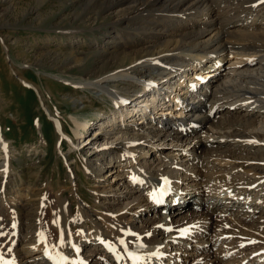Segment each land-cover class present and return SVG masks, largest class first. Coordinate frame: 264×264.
Returning a JSON list of instances; mask_svg holds the SVG:
<instances>
[{
	"label": "bare ground",
	"instance_id": "6f19581e",
	"mask_svg": "<svg viewBox=\"0 0 264 264\" xmlns=\"http://www.w3.org/2000/svg\"><path fill=\"white\" fill-rule=\"evenodd\" d=\"M107 2L109 9L132 4L119 19L125 29L108 33L116 52L132 47L135 53L126 68L95 81L82 77L79 92L99 91L113 109L98 114L101 126L77 150L84 172L111 191L121 184L118 169L128 171V191L102 197L114 201V211L83 198L45 195L42 221L32 233L22 236L24 223L14 222V247L18 241L22 246L12 249L13 258L40 252L36 258L43 264H264V180L237 176L238 166L250 165L255 175L264 171V0ZM70 118L73 137L63 136L73 150L93 121ZM63 146V140L50 143L49 152ZM6 150L1 144L2 187L21 177L10 170ZM155 152L164 159L147 169L141 160ZM72 165L68 177H79L81 166ZM167 180L170 193L163 195ZM192 192L211 203L194 209L184 195ZM158 196L169 209H180L138 218L132 227L127 215L154 210ZM79 221L86 230L76 235L72 226Z\"/></svg>",
	"mask_w": 264,
	"mask_h": 264
},
{
	"label": "rangeland",
	"instance_id": "374dc122",
	"mask_svg": "<svg viewBox=\"0 0 264 264\" xmlns=\"http://www.w3.org/2000/svg\"><path fill=\"white\" fill-rule=\"evenodd\" d=\"M107 5V0H0V145L7 146L5 159L11 162L10 170L21 176L15 181L10 178L6 187L1 186L0 178V264H43L46 261L36 258L40 252L20 254L17 258L12 256V249L22 246V241H18L14 247V222L24 223L22 236L32 233L30 230H35L36 222L42 221L38 218L42 208L40 201L45 195L61 194V197L77 202L83 198L92 205H101L100 202L114 211V201H104L102 197L128 191V171L118 169L115 176H120L123 187L119 190V185L117 190L111 191L109 185L84 172L82 153L77 150L81 149L86 138L94 137L101 126L96 119L98 114L106 113L108 116L112 113V106L101 99L99 91L90 93L89 89H84L79 92L82 77L95 81L111 71L126 68L131 54L135 53L132 47L126 49V54L116 52L108 33L112 27L125 29L124 22L119 19L125 8L132 4L114 9ZM115 21L118 23L116 26L113 25ZM230 60H225V65ZM70 114L93 121L92 128L85 132L84 137L75 140L73 150L68 137L64 139L63 136L65 133L73 137ZM59 124L62 127L59 128ZM58 140L64 141L63 148L57 147L50 153L49 144ZM66 154H71L73 159L66 162ZM163 159L164 155L155 152L141 160V164L149 169ZM72 162L74 165L70 167L73 169L81 166L79 177H68L67 167ZM248 166H238L241 171L237 176L243 174L256 184L261 177L264 180L263 170H257V175L250 174ZM104 174L107 175L106 172ZM78 188L80 196L75 193ZM32 189V198L28 199L26 196ZM184 195L194 209L211 203L206 201L204 194L192 192L190 196ZM159 197L158 207L154 210L127 215L126 219L133 222L132 227L139 225L138 218L172 216L180 209V204L169 209L164 199ZM4 199H7L6 205L3 204ZM115 203L118 207L119 202ZM228 204L224 203L223 207ZM77 224L72 226L76 235L82 227L83 232L86 230L83 222ZM92 245L91 242L83 246V254Z\"/></svg>",
	"mask_w": 264,
	"mask_h": 264
},
{
	"label": "snow or ice",
	"instance_id": "6c2138e0",
	"mask_svg": "<svg viewBox=\"0 0 264 264\" xmlns=\"http://www.w3.org/2000/svg\"><path fill=\"white\" fill-rule=\"evenodd\" d=\"M134 259H136V257H133Z\"/></svg>",
	"mask_w": 264,
	"mask_h": 264
}]
</instances>
